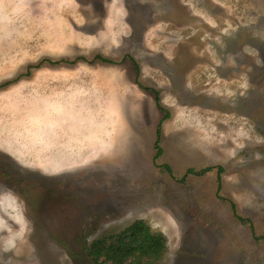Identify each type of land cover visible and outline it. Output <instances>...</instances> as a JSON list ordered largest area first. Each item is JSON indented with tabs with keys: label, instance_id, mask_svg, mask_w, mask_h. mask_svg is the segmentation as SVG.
Masks as SVG:
<instances>
[{
	"label": "rangeland",
	"instance_id": "obj_1",
	"mask_svg": "<svg viewBox=\"0 0 264 264\" xmlns=\"http://www.w3.org/2000/svg\"><path fill=\"white\" fill-rule=\"evenodd\" d=\"M227 201L264 236V0H0V264H264Z\"/></svg>",
	"mask_w": 264,
	"mask_h": 264
},
{
	"label": "trees",
	"instance_id": "obj_2",
	"mask_svg": "<svg viewBox=\"0 0 264 264\" xmlns=\"http://www.w3.org/2000/svg\"><path fill=\"white\" fill-rule=\"evenodd\" d=\"M99 61L107 63L109 61L97 57ZM132 60V59H131ZM49 64H55L57 62H50ZM41 63L36 66H40ZM135 65V63H133ZM136 71H138L135 65ZM9 83V82H8ZM5 83V84H8ZM155 96V102L158 109L162 112L164 110L159 104H157V98ZM168 113L165 112L156 129V137L160 134L161 123L168 118ZM157 141V139H156ZM155 155L154 158L161 154V149L158 147L157 142L154 145ZM168 168L167 166H163ZM222 168H217V190L220 188V178L218 175L222 173ZM209 171V169L201 170L196 173L190 169L187 174L200 175ZM232 212V216L242 225H246L250 231L254 240H264V236H256L253 230V226L249 219H244L238 216L235 212V206L231 201H227ZM166 240L162 234L153 233L150 227L143 220H136L126 226L123 230L110 233L101 239L93 241L86 249L87 256L94 264H153L161 259L165 253Z\"/></svg>",
	"mask_w": 264,
	"mask_h": 264
}]
</instances>
